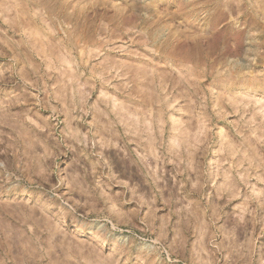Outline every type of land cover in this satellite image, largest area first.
I'll use <instances>...</instances> for the list:
<instances>
[{"label":"rangeland","instance_id":"obj_1","mask_svg":"<svg viewBox=\"0 0 264 264\" xmlns=\"http://www.w3.org/2000/svg\"><path fill=\"white\" fill-rule=\"evenodd\" d=\"M261 12L0 0V264H264Z\"/></svg>","mask_w":264,"mask_h":264},{"label":"bare ground","instance_id":"obj_2","mask_svg":"<svg viewBox=\"0 0 264 264\" xmlns=\"http://www.w3.org/2000/svg\"><path fill=\"white\" fill-rule=\"evenodd\" d=\"M258 9V8H257ZM256 10V9H255ZM254 10V13L251 15H249V17H248V20H247V24H248V27L249 28H251V29H256V28H261V23H260V21H259V19H257V16L259 15V12L258 11H255ZM246 12V11H245ZM260 14H264V13H260ZM264 16V15H263ZM221 17V16H220ZM247 17V16H246ZM219 17H217V19H218ZM215 19V18H214ZM220 20V19H219ZM217 20H215V22H216ZM258 28V30L260 31V29ZM262 29V28H261ZM255 31H257V29L255 30ZM262 33V32H261ZM259 35V34H258ZM251 38V37H250ZM254 39V38H253ZM255 40V39H254ZM241 41V40H240ZM253 40H251V42H252ZM259 42V41H258ZM258 42L256 43V44H258ZM242 43H243V41H242ZM252 44V43H251ZM255 44V45H256ZM261 44V43H260ZM261 47V46H260ZM262 48V47H261ZM239 49V48H238ZM252 49H250V51H248V52H252L251 51ZM255 52V51H254ZM247 54V53H246ZM251 54V53H250ZM254 55H255V53H254ZM206 56V55H205ZM260 56V55H259ZM184 59V58H183ZM207 59V58H206ZM261 59V58H260ZM239 64V63H238ZM239 68H241V67H239ZM232 80H233V78H232ZM152 147V146H151ZM251 158V157H250ZM257 167H259V166H257ZM235 185V184H234ZM232 197V196H231ZM243 211V210H242ZM242 214V213H241ZM244 214V213H243Z\"/></svg>","mask_w":264,"mask_h":264}]
</instances>
